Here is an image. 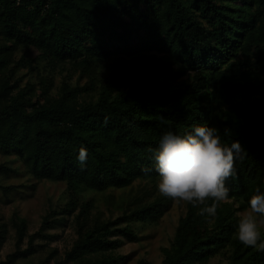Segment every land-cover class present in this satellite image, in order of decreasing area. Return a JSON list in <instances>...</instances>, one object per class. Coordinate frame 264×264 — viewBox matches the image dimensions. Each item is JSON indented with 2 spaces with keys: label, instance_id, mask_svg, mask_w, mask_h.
I'll use <instances>...</instances> for the list:
<instances>
[{
  "label": "trees",
  "instance_id": "1",
  "mask_svg": "<svg viewBox=\"0 0 264 264\" xmlns=\"http://www.w3.org/2000/svg\"><path fill=\"white\" fill-rule=\"evenodd\" d=\"M65 66L77 81L65 76L53 91L50 73ZM25 76L37 81L21 85ZM197 124L218 129L225 144L239 141L247 155L227 181L232 202L215 217L187 203L163 262L209 264L228 251L224 264H264V252L235 234L237 213L258 185L264 191V0H0V153L35 179L105 191L157 178L161 136ZM80 147L88 151L83 167ZM170 202L159 194L79 225L57 259L16 216V250L0 264H121L117 249L138 240L132 223L157 222ZM74 206L71 199L66 208Z\"/></svg>",
  "mask_w": 264,
  "mask_h": 264
},
{
  "label": "rangeland",
  "instance_id": "2",
  "mask_svg": "<svg viewBox=\"0 0 264 264\" xmlns=\"http://www.w3.org/2000/svg\"><path fill=\"white\" fill-rule=\"evenodd\" d=\"M29 54L31 57L38 56L34 50H30ZM64 68L63 73H50L54 79L53 91L65 76H69L71 82L77 81L78 71L74 72L67 66ZM28 79L37 81L25 76L20 84L23 85ZM79 80L84 83L86 77ZM0 166L9 169L8 173H0V261H6L8 255L16 250V216L25 219L27 235L38 233L33 241L37 248L46 251L56 249L57 259L78 238L79 225L90 226L112 220L126 208L160 194L156 186L158 177L137 179L122 189L94 191L79 188L72 191L65 182L35 179L26 165L13 155L0 153ZM71 199L75 206L68 211L66 207ZM186 208V202L171 199L168 209L157 222L132 223L138 240L124 242L117 249V254L125 256L121 264H164L161 249L170 245L178 220L185 214ZM46 217L47 225L41 228ZM26 246L27 238L20 248ZM227 256L228 251L219 253L210 259L209 264H224Z\"/></svg>",
  "mask_w": 264,
  "mask_h": 264
},
{
  "label": "clouds",
  "instance_id": "3",
  "mask_svg": "<svg viewBox=\"0 0 264 264\" xmlns=\"http://www.w3.org/2000/svg\"><path fill=\"white\" fill-rule=\"evenodd\" d=\"M246 155L239 141L225 144L218 129L207 124H197L183 135L165 132L153 152L158 192L163 197L198 207L201 216L215 217L221 203L232 202L227 181L236 177V161ZM87 159V148L80 147L77 162L83 167ZM246 205L237 213L236 238L245 247L264 252L261 186L254 189Z\"/></svg>",
  "mask_w": 264,
  "mask_h": 264
}]
</instances>
